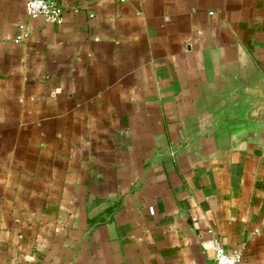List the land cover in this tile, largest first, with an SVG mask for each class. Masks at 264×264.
Segmentation results:
<instances>
[{"label":"crops","instance_id":"crops-1","mask_svg":"<svg viewBox=\"0 0 264 264\" xmlns=\"http://www.w3.org/2000/svg\"><path fill=\"white\" fill-rule=\"evenodd\" d=\"M0 0V264H264V131L191 143L264 0ZM187 149V150H185Z\"/></svg>","mask_w":264,"mask_h":264},{"label":"water","instance_id":"water-1","mask_svg":"<svg viewBox=\"0 0 264 264\" xmlns=\"http://www.w3.org/2000/svg\"><path fill=\"white\" fill-rule=\"evenodd\" d=\"M196 121L200 127L190 140L197 145L208 140L238 150L245 144L243 137L264 131V79L251 71L244 55L239 57L232 86L213 97Z\"/></svg>","mask_w":264,"mask_h":264},{"label":"built area","instance_id":"built-area-1","mask_svg":"<svg viewBox=\"0 0 264 264\" xmlns=\"http://www.w3.org/2000/svg\"><path fill=\"white\" fill-rule=\"evenodd\" d=\"M26 14L31 18L43 16L50 23L61 21V12L46 0H27L24 4ZM213 264H239L236 254H226L220 243H213Z\"/></svg>","mask_w":264,"mask_h":264}]
</instances>
